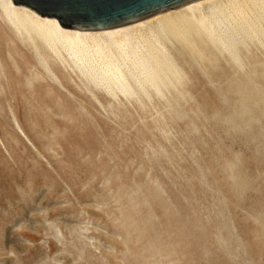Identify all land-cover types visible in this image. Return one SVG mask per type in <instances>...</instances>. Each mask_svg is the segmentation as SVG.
<instances>
[{
    "label": "rangeland",
    "instance_id": "1",
    "mask_svg": "<svg viewBox=\"0 0 264 264\" xmlns=\"http://www.w3.org/2000/svg\"><path fill=\"white\" fill-rule=\"evenodd\" d=\"M263 23L240 68L173 47L159 98L107 94L0 19V264H264Z\"/></svg>",
    "mask_w": 264,
    "mask_h": 264
},
{
    "label": "bare ground",
    "instance_id": "2",
    "mask_svg": "<svg viewBox=\"0 0 264 264\" xmlns=\"http://www.w3.org/2000/svg\"><path fill=\"white\" fill-rule=\"evenodd\" d=\"M0 19L20 41L30 44L35 53L43 49L57 60L62 59L63 63L72 65V69L78 71L85 81L87 79L102 87L107 94L121 93L129 97L138 92L144 94L146 88H150L162 98L165 92L168 94L177 88L182 76L175 63L179 59L174 61V54L170 52L173 47L177 53L186 51L201 59L209 56L206 51L225 52L233 64L242 67L238 51L248 48L260 34L264 22V0H189L127 23L97 28L65 27L55 17L41 16L25 5L14 4L12 0H0ZM58 62L61 63L60 60Z\"/></svg>",
    "mask_w": 264,
    "mask_h": 264
},
{
    "label": "water",
    "instance_id": "3",
    "mask_svg": "<svg viewBox=\"0 0 264 264\" xmlns=\"http://www.w3.org/2000/svg\"><path fill=\"white\" fill-rule=\"evenodd\" d=\"M65 27L97 28L127 23L189 0H12Z\"/></svg>",
    "mask_w": 264,
    "mask_h": 264
}]
</instances>
